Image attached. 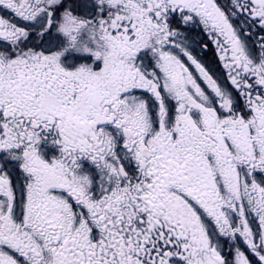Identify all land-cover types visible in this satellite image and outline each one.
I'll list each match as a JSON object with an SVG mask.
<instances>
[{
    "label": "snow or ice",
    "instance_id": "obj_1",
    "mask_svg": "<svg viewBox=\"0 0 264 264\" xmlns=\"http://www.w3.org/2000/svg\"><path fill=\"white\" fill-rule=\"evenodd\" d=\"M0 264H264V0H0Z\"/></svg>",
    "mask_w": 264,
    "mask_h": 264
}]
</instances>
